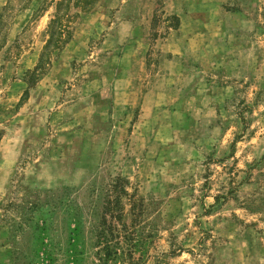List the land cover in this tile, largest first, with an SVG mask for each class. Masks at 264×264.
Returning <instances> with one entry per match:
<instances>
[{
	"label": "rangeland",
	"instance_id": "1",
	"mask_svg": "<svg viewBox=\"0 0 264 264\" xmlns=\"http://www.w3.org/2000/svg\"><path fill=\"white\" fill-rule=\"evenodd\" d=\"M0 264H264V0H0Z\"/></svg>",
	"mask_w": 264,
	"mask_h": 264
},
{
	"label": "trees",
	"instance_id": "2",
	"mask_svg": "<svg viewBox=\"0 0 264 264\" xmlns=\"http://www.w3.org/2000/svg\"><path fill=\"white\" fill-rule=\"evenodd\" d=\"M100 236V238H102V236L104 235V230H101L98 234ZM101 240V239H100ZM106 241V240H105ZM107 242V241H106ZM104 242V243H106ZM106 245H109V244H106Z\"/></svg>",
	"mask_w": 264,
	"mask_h": 264
}]
</instances>
